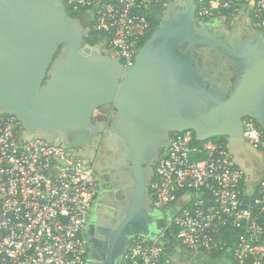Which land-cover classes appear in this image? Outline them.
Masks as SVG:
<instances>
[{
  "label": "water",
  "instance_id": "95a60500",
  "mask_svg": "<svg viewBox=\"0 0 264 264\" xmlns=\"http://www.w3.org/2000/svg\"><path fill=\"white\" fill-rule=\"evenodd\" d=\"M174 7L124 68L103 52V42L87 44L89 29L68 15L63 0H0V115L19 119L21 142L41 140L69 154L91 127L93 112L114 107L108 133L118 166L127 172L110 262L120 263L136 237L179 258L171 239H157L149 196L153 165L170 134L191 132L197 143L224 137L231 165L252 183L264 177V152L242 137L243 120L264 121V34L260 44L233 51L209 31L210 24L198 22L192 4ZM219 76L223 83L217 84ZM66 138L71 142L63 144Z\"/></svg>",
  "mask_w": 264,
  "mask_h": 264
},
{
  "label": "built area",
  "instance_id": "2783aa9c",
  "mask_svg": "<svg viewBox=\"0 0 264 264\" xmlns=\"http://www.w3.org/2000/svg\"><path fill=\"white\" fill-rule=\"evenodd\" d=\"M164 0H63L95 32L103 51L130 67L152 31L149 15ZM246 16L264 32V0H197L198 22ZM152 34V33H151ZM243 139L264 151V132L243 120ZM20 121L0 115V264H85L83 229L97 195L90 166L41 140L21 142ZM172 133L153 165L152 207L174 211L170 227L179 258L143 237L131 239L122 264H264V177L256 183L231 165L222 144L192 145ZM234 240L232 262L211 255Z\"/></svg>",
  "mask_w": 264,
  "mask_h": 264
},
{
  "label": "flooded vegetation",
  "instance_id": "af4514ba",
  "mask_svg": "<svg viewBox=\"0 0 264 264\" xmlns=\"http://www.w3.org/2000/svg\"><path fill=\"white\" fill-rule=\"evenodd\" d=\"M188 4L194 6V14L196 16L197 0H164L162 7L157 8L159 22L163 13L170 5H175L174 10L177 11L184 9ZM199 23L201 25L210 24L209 31L215 34L221 43H225L233 51L243 45L255 46L260 44L264 34V32L253 26L246 16L235 18L218 17L211 21ZM102 42L104 44V41ZM184 47L183 45L182 48ZM218 50L224 52L221 47ZM195 56L199 61V65L202 66V58L197 54ZM227 67L231 71L228 64ZM47 79L45 77L42 84ZM209 79L212 78L210 77ZM230 80L234 82L235 76L232 75ZM218 83H223V79L220 76L217 78ZM114 115L115 110L113 105L98 107L92 114L91 127L78 138V146L72 148L69 154L67 153L73 159H81L90 166L97 179V195L91 204L82 234L85 249V264H122V261L118 263L119 261L116 258H113L112 262H110L108 256L109 239L116 226V217L120 212L119 207L125 200V192L121 186V180H124L123 174L127 172V166H118L120 163L119 152L112 147L114 141L110 137V133H108ZM255 124L264 132V121L262 126L256 122ZM70 142L71 140L66 138L63 144ZM253 163L255 168L260 167L257 160L253 159ZM260 178L262 179L263 177L261 176ZM156 211V225L159 230L157 239L166 243L169 239H173L170 220L174 211L172 209L168 211L156 209Z\"/></svg>",
  "mask_w": 264,
  "mask_h": 264
},
{
  "label": "trees",
  "instance_id": "16d2710c",
  "mask_svg": "<svg viewBox=\"0 0 264 264\" xmlns=\"http://www.w3.org/2000/svg\"><path fill=\"white\" fill-rule=\"evenodd\" d=\"M158 7H162V4H159L158 6L154 7V9L152 10V12L149 15V19L152 23V31L157 28L158 23H159V19L157 17V8ZM68 15L71 17L77 18L81 22V24L83 25L84 28L89 29V33H88L85 41L90 46H94V45H96L102 41H104L106 43L109 42L110 37L108 35L99 34V33L95 32L93 27H92V24L87 20V18L85 16H83L84 15L83 13L68 12ZM151 33L145 39H143L139 42V45H138L139 47H141L145 43V41L150 37ZM59 51H60V48L57 51L55 57L58 55ZM192 135H193V133H192ZM208 141L222 144L223 147L226 148V141H225L224 137H217V138L210 139ZM192 145H195V146L198 145V143L194 140V135H193ZM149 191L151 193V190H149ZM170 229H171V234H172V238H173L172 240L174 242V230H173V228H170ZM233 247H234V240H229L228 243L226 244L224 250L211 255L209 259L216 262L220 258H224V260H226L227 263L232 262ZM205 264H208V262H205Z\"/></svg>",
  "mask_w": 264,
  "mask_h": 264
},
{
  "label": "bare ground",
  "instance_id": "6f19581e",
  "mask_svg": "<svg viewBox=\"0 0 264 264\" xmlns=\"http://www.w3.org/2000/svg\"><path fill=\"white\" fill-rule=\"evenodd\" d=\"M105 43V42H104ZM104 47V46H103ZM104 52V51H103Z\"/></svg>",
  "mask_w": 264,
  "mask_h": 264
}]
</instances>
